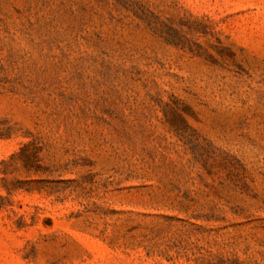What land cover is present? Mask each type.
Segmentation results:
<instances>
[{
	"label": "rangeland",
	"instance_id": "obj_1",
	"mask_svg": "<svg viewBox=\"0 0 264 264\" xmlns=\"http://www.w3.org/2000/svg\"><path fill=\"white\" fill-rule=\"evenodd\" d=\"M0 264H264V0H0Z\"/></svg>",
	"mask_w": 264,
	"mask_h": 264
}]
</instances>
